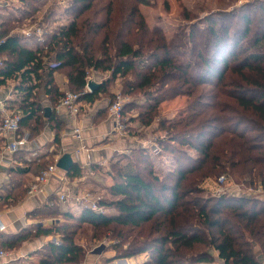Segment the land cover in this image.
Listing matches in <instances>:
<instances>
[{
    "label": "trees",
    "instance_id": "1",
    "mask_svg": "<svg viewBox=\"0 0 264 264\" xmlns=\"http://www.w3.org/2000/svg\"><path fill=\"white\" fill-rule=\"evenodd\" d=\"M18 1L20 15L10 9L13 15L0 21V85L15 80L20 131L25 125L36 133L42 127L44 94L54 108L65 88L87 102L108 93V79L86 91L89 69L122 80L127 126L135 120L150 125L163 102L188 98L178 117L156 120L164 134L156 137L154 151L170 156L172 168L161 176L150 151L138 147L128 157L134 168L120 161L112 165L107 188L115 198H98L101 211L89 204L77 218L49 206L47 214H63L77 225L41 230L60 238L47 245L40 264H83L86 251L76 235L84 222L91 224L93 238L106 229L116 257L148 253L141 264H217L206 248L216 250L224 264H264V199L216 195L203 184L227 174L237 183L264 187V0L212 12L179 26L172 36L151 26L143 12L142 5L154 0H70L64 10L71 19L47 29L58 20L55 9L49 10L39 23L45 32L30 40L15 24L33 17L40 5ZM6 4L0 3V10ZM185 19L191 20L188 12ZM49 119L58 124L53 111ZM72 170L81 174L78 165ZM12 183L18 188L15 201L26 188L19 179Z\"/></svg>",
    "mask_w": 264,
    "mask_h": 264
},
{
    "label": "crops",
    "instance_id": "2",
    "mask_svg": "<svg viewBox=\"0 0 264 264\" xmlns=\"http://www.w3.org/2000/svg\"><path fill=\"white\" fill-rule=\"evenodd\" d=\"M91 78L101 82L100 78L97 79L96 76ZM104 95L106 93H100V97L93 102L81 101L82 109L79 122L84 135L81 141L72 135L73 121L66 110H57V106L53 108L46 94L43 96V108L51 107V112L53 111L55 114L58 124L44 114V122L37 133L33 132L29 125L22 126L20 132L28 133L29 138L25 145L16 152H9L6 149L7 139L0 136V217L1 222L5 225V229L0 231V243L9 253L7 257L0 259V264H40L41 255L47 245L60 238L59 234H44L41 230L74 221L67 219L63 214H47V208L58 204L60 208H64L78 218L84 207L90 203L80 196L83 193H90L91 198L95 199L89 188L95 185L105 186L101 183V180L104 181L101 177L103 172L106 177L112 178L110 167L117 161L126 165L127 169L134 168L133 161L128 160L132 150L144 147L150 151L152 146L157 145L156 137L152 136L156 133L157 128L149 129L148 125L145 126L138 120L128 123L124 132L118 130L109 113L108 99ZM19 96L20 94L15 89L14 79H7L5 84L0 85V120L4 114L16 109V107L12 109L10 107L17 104ZM56 136H58V141L55 139ZM64 152L72 153L77 161L76 165L81 168V174H73V170L65 172L59 169L46 184L42 193L33 197L28 196V186L41 171L40 166L47 161H54ZM162 155L164 156V154ZM165 156L162 158L165 162L160 164L163 174L174 165L167 161L173 162L172 158ZM129 162L132 164H128ZM24 167L28 168L25 173L13 172V169ZM13 178L21 180L22 188H26L23 195L15 198L17 199L15 201H13V197L17 194L18 188L12 187ZM112 183H108L105 190ZM10 192H12V197H7ZM61 193L67 195L65 200L59 199ZM253 196L264 199V192ZM60 204H64L66 207H61ZM81 225L92 228L88 222ZM19 237L23 238L20 242ZM114 254L115 251L108 247H105L104 252L100 254L88 251L83 264H111V262L104 263L102 258L105 256L109 259ZM212 255L216 258L217 263L224 264L223 260L219 259L216 250ZM140 256H143L144 259H138ZM148 257V253H142L127 257L126 261H119L120 263L116 262V264H130V262H132L131 264H141Z\"/></svg>",
    "mask_w": 264,
    "mask_h": 264
},
{
    "label": "rangeland",
    "instance_id": "3",
    "mask_svg": "<svg viewBox=\"0 0 264 264\" xmlns=\"http://www.w3.org/2000/svg\"><path fill=\"white\" fill-rule=\"evenodd\" d=\"M6 1L7 8H1L0 10V21L3 17H11V12L8 10L11 9L15 15H20V13L17 11V7L21 5V3L18 0H0V3H4ZM246 0H154L150 5H142V10L145 13L149 23L151 26L157 25V27H162L164 32H166L169 36H172L174 31L179 28V26H187L191 23L199 21L201 17L211 14L212 12H224V11H230L236 7L242 6V3L244 4ZM253 1V0H249ZM40 5V10L37 11L33 17L28 19H22L20 23H16L15 25L17 30L28 27V26H38L43 19L44 16H46L47 12L51 9H55V14L53 15L58 18V20L54 23L50 22V25L47 26V29H51L55 27L57 24L60 23H67L71 18V14H66L64 8L68 6L70 3V0H38ZM254 10V9H253ZM188 12L190 14L191 20L185 19V14ZM253 17V16H252ZM4 57V56H1ZM89 76L94 77L96 76L97 79L100 78V81L104 79H108L110 81L108 85V93L104 95V97H107L108 99V105L111 103V101L115 98L116 93H121V82L122 80L120 78L113 79L111 72H103V74H99L98 71L89 69ZM66 90H75L73 88H65ZM115 91V94H109V92ZM142 98L140 101H143V95H140ZM187 96L185 95H178L172 99H169L165 102H163L158 109V117L157 119H164V118H173L178 117L181 113V111H184L185 107L187 106ZM17 107V104L13 105L12 108ZM11 108V109H12ZM15 110V109H12ZM154 121L152 124L148 125L149 129L157 128L158 127V121ZM35 124H31V127H35ZM36 125V127H38ZM152 126V127H151ZM164 134V130H157L155 134H152L154 137H160ZM157 144V143H156ZM155 150H158V144L156 145ZM153 148V146H152ZM150 148V154L152 155L155 169L158 174L161 176L163 175V170H161V163L165 162L162 158L166 155H159L155 153L154 148ZM168 157V156H165ZM170 157V156H169ZM168 163L174 164L173 162H170L171 160H167ZM113 170V167H110ZM39 169V168H38ZM160 169V170H159ZM101 176L104 181L101 183L105 184V186L113 182L112 178L106 177L104 172ZM227 175V174H226ZM228 178V186L230 187L233 185L235 181H233V177L231 175H227ZM215 177L209 178L207 181H205L203 184L204 186L209 185L211 187L214 186ZM111 185V184H110ZM105 186L98 187L97 185L91 186L92 188H89L91 193L93 194V198L96 199V202L98 198H115V195L111 194L108 188L105 190ZM96 190V191H93ZM56 203V202H55ZM91 205V203H89ZM61 207H66L64 204H60ZM54 207H58V204H54ZM100 209V207H99ZM107 209V210H106ZM113 208H103L102 210L106 211H113ZM75 225H77V222H73ZM113 227V226H112ZM106 229H100L96 232V237L93 239L92 228L90 226H80L77 230L76 239L84 245V249L86 251V254L88 251L100 254L104 252V248L108 247L111 239H108L105 233ZM211 255L214 253L213 248H206ZM85 254V257H86ZM114 256V255H113ZM123 257H112L107 259L105 256H103L102 260L104 263L111 262V264H116V262L120 263V259ZM215 258V257H214ZM134 259V258H132ZM138 259H144L143 256L138 257ZM85 261V258H84ZM83 261V263H84ZM130 261V260H129ZM219 261V260H218ZM132 262H130L131 264ZM221 264V263H217Z\"/></svg>",
    "mask_w": 264,
    "mask_h": 264
},
{
    "label": "built area",
    "instance_id": "4",
    "mask_svg": "<svg viewBox=\"0 0 264 264\" xmlns=\"http://www.w3.org/2000/svg\"><path fill=\"white\" fill-rule=\"evenodd\" d=\"M21 35L25 40H30L34 35H42L45 30L42 27L38 26H28L20 29ZM1 65V61H0ZM91 79V77H88ZM86 91H89L88 84L86 85ZM128 97L122 93H116L115 98L108 105L109 113L113 117L115 126L118 130L124 132L127 128L126 123L124 122L123 116V106L127 101ZM57 110L65 109L68 116L73 121L72 126V135L78 139L83 140V128L79 122V115L81 113L82 104L80 100V94L72 91L66 90L62 97L60 98L59 103L57 104ZM20 120H21V110L15 109L4 114L0 120V136H3L7 139L6 149L9 152H16L19 150L25 143L28 141L29 134L20 132ZM156 145L153 146L155 149ZM61 155H59L53 163L48 165L46 168L42 169L38 175L30 182L28 186V196L33 197L42 193L46 184L49 182L51 177H53L56 172L60 169L57 166V160ZM228 178L226 174H221L214 181V186L212 185V191L216 195H222L225 193L230 194H245L247 196L258 195L264 192V187L261 185H249L246 186L243 183L234 182L230 187L227 184ZM67 197L66 194L61 193L59 195L60 200H65ZM82 199H86L91 203V207L98 211H101L97 206L96 200L91 198L90 193H83ZM1 216V214H0ZM5 229V225L1 222L0 217V231ZM58 242V240H55ZM8 251L0 244V259L8 256Z\"/></svg>",
    "mask_w": 264,
    "mask_h": 264
},
{
    "label": "water",
    "instance_id": "5",
    "mask_svg": "<svg viewBox=\"0 0 264 264\" xmlns=\"http://www.w3.org/2000/svg\"><path fill=\"white\" fill-rule=\"evenodd\" d=\"M101 85V82H97L94 79L88 80V88L89 92H92ZM51 114V107L47 106L45 107V115L50 116ZM77 161L74 159L72 153L70 152H64L57 160V166L64 170L65 172H70L73 167L76 165ZM120 261H126V258H121Z\"/></svg>",
    "mask_w": 264,
    "mask_h": 264
}]
</instances>
